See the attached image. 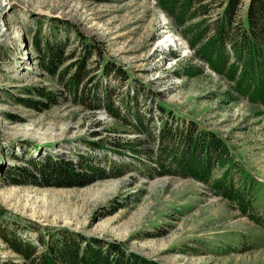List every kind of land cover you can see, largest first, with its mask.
Instances as JSON below:
<instances>
[{
  "label": "rangeland",
  "instance_id": "1",
  "mask_svg": "<svg viewBox=\"0 0 264 264\" xmlns=\"http://www.w3.org/2000/svg\"><path fill=\"white\" fill-rule=\"evenodd\" d=\"M200 3L208 12L195 22L204 25L225 6L223 0ZM46 40L60 42L64 54L74 52L65 68L81 57L83 42L95 44L98 53L86 66L100 63L87 86L97 81L109 88L112 111L74 100L39 67L33 42ZM187 40L156 0H0V264H31L1 232L40 253L44 246L36 236L50 243L58 230L118 242L160 264H264V190L252 196L250 218L208 184L149 170L157 169L158 141L147 134L157 136L160 121H168L181 130L194 126L216 134L264 184V106L238 95L233 82L197 58L199 43ZM106 61L121 73L99 79ZM36 88L50 92L53 101L38 97ZM27 97L44 103L26 106L19 99ZM137 139L138 145L127 144ZM83 154L106 177L80 187L8 177L18 166L31 171L29 161L48 156L71 159L78 170L75 160ZM113 162L125 167L111 170Z\"/></svg>",
  "mask_w": 264,
  "mask_h": 264
},
{
  "label": "trees",
  "instance_id": "2",
  "mask_svg": "<svg viewBox=\"0 0 264 264\" xmlns=\"http://www.w3.org/2000/svg\"><path fill=\"white\" fill-rule=\"evenodd\" d=\"M201 1L156 0V3L191 45L199 43L195 53L197 58L203 60L215 73L233 82V89L238 95L246 97L252 104L264 106V0H248L245 15L241 19H237L236 15L243 0H223L225 6L221 15L206 25L195 22L196 18L208 12L207 4ZM59 43L47 40L42 44L39 41L33 42L39 67L46 74L55 76L74 100L88 105V108L107 106L108 111H112L113 107L109 103L112 102L113 92L97 81L93 82L92 87L87 86L91 82V70H97L100 63L93 68L86 66L97 50L95 44L90 40L83 42L81 57L65 68L63 66L66 61L75 56L73 51L64 54V46ZM118 73H121L118 66L106 61L100 68L99 79L113 74L117 76ZM36 93L40 98L53 101V95L48 91L36 88ZM19 100L32 108L44 103L28 97ZM125 103L130 105L127 101ZM162 109L159 107V110ZM136 113L134 111L133 115L136 126L143 128V119ZM111 114L118 113L113 111ZM147 135L158 141L157 169L149 170L159 175L190 177L208 184L223 198L234 201L243 214L254 217L250 214L251 198L263 192L264 184L231 156L229 146L219 136L211 131H199L194 126L181 130L173 124L168 125V121H160L157 136L151 133ZM137 141H127V144H137ZM96 145L103 147L99 142ZM126 149L139 152L131 147ZM115 151L122 153L118 149ZM29 162L33 166L31 171L21 166L10 171L8 177L13 183L27 180L43 186L80 187L106 177L105 169L92 163L84 154L75 160L78 170L74 168L71 159L65 160L64 157L48 156L42 161ZM111 165V170L116 171L125 167V164L114 162ZM215 168L221 170L219 177H214ZM118 208H113L110 213ZM40 234L36 237L44 248L38 253L29 242L14 234L8 236L1 232L9 247L31 264H160L136 253L126 252L121 243L103 241L79 232L58 230L52 234L53 240L50 243L45 242L44 235Z\"/></svg>",
  "mask_w": 264,
  "mask_h": 264
}]
</instances>
